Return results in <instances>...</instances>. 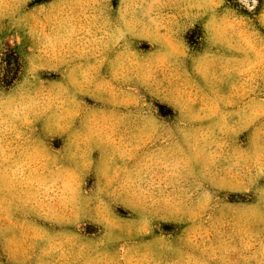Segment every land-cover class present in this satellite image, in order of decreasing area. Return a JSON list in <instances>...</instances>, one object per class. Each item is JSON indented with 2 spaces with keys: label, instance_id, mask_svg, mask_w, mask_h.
Wrapping results in <instances>:
<instances>
[{
  "label": "clouds",
  "instance_id": "9594fccd",
  "mask_svg": "<svg viewBox=\"0 0 264 264\" xmlns=\"http://www.w3.org/2000/svg\"><path fill=\"white\" fill-rule=\"evenodd\" d=\"M234 2L0 0V264H264V3Z\"/></svg>",
  "mask_w": 264,
  "mask_h": 264
},
{
  "label": "rangeland",
  "instance_id": "374dc122",
  "mask_svg": "<svg viewBox=\"0 0 264 264\" xmlns=\"http://www.w3.org/2000/svg\"><path fill=\"white\" fill-rule=\"evenodd\" d=\"M36 2H39V0H36ZM262 3H264V0H262ZM114 4H115V0H114ZM233 6L234 7H239V5L235 4L234 0H233ZM243 11V9H241ZM145 48H147V45H144ZM13 67H14V57L12 55H9L8 57H6V62L3 66V71L7 74V73H10L12 70H13ZM162 112H165V113H170V109H166V108H163L162 107ZM59 142H57V145H58ZM123 214V210H120ZM165 228V230H172V228L174 226H169V225H165L163 226Z\"/></svg>",
  "mask_w": 264,
  "mask_h": 264
}]
</instances>
